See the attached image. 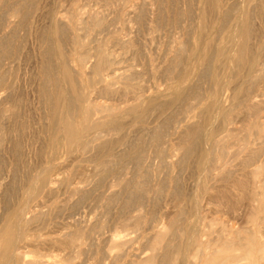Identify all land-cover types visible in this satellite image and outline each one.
Returning <instances> with one entry per match:
<instances>
[{"label": "rangeland", "instance_id": "obj_1", "mask_svg": "<svg viewBox=\"0 0 264 264\" xmlns=\"http://www.w3.org/2000/svg\"><path fill=\"white\" fill-rule=\"evenodd\" d=\"M17 2L0 0V39L9 38L0 69V264H264V0H19L20 13ZM108 51L117 74L133 76L105 87L89 73L93 55ZM49 80L83 93L69 114L73 135L52 127L68 112L43 100ZM188 88L200 99L183 97ZM170 99L172 111L163 107ZM87 103L109 110L85 117ZM108 120L116 125L92 141V124ZM124 194L142 202L125 208Z\"/></svg>", "mask_w": 264, "mask_h": 264}, {"label": "bare ground", "instance_id": "obj_2", "mask_svg": "<svg viewBox=\"0 0 264 264\" xmlns=\"http://www.w3.org/2000/svg\"><path fill=\"white\" fill-rule=\"evenodd\" d=\"M22 1V0H21ZM248 1H250V0H248ZM27 2V1H26ZM31 3V2H30ZM3 4H5V3H3ZM3 4H2V6H3ZM12 4V3H11ZM24 5V4H23ZM23 5H22V3H20L19 2V0H18V2L17 3H14L11 7H15V12H17V11H19V13H20V11L22 10V7H23ZM216 6V5H215ZM8 7V6H7ZM8 8H10V7H8ZM248 9V8H247ZM4 12V11H3ZM91 12V11H90ZM199 12V11H198ZM202 12V11H201ZM200 12V13H201ZM248 12V11H247ZM99 13V12H98ZM6 14V13H5ZM4 14V15H5ZM15 14V13H14ZM13 13H12V15H14ZM91 14V13H90ZM24 15V14H23ZM200 15V14H199ZM204 15V14H203ZM212 15V14H211ZM202 16V15H201ZM11 17V16H10ZM28 17V16H27ZM95 17V16H94ZM93 17V18H94ZM246 17H248L247 15H246ZM1 18V17H0ZM23 18V17H22ZM25 18V17H24ZM115 19H117V18H115ZM224 19V18H223ZM52 20V19H51ZM93 20V19H92ZM202 20V18L199 20V21H201ZM205 20V19H204ZM25 21V20H24ZM191 21V20H190ZM240 21V20H239ZM248 21V20H247ZM252 21V20H251ZM213 22V21H212ZM223 22V21H222ZM225 22V21H224ZM19 23H21V22H19ZM18 23V24H19ZM200 23H202V22H200ZM239 23V22H238ZM22 24V23H21ZM27 24V23H26ZM62 24V23H61ZM205 24V22L203 21V25ZM223 24V23H222ZM202 25V24H201ZM202 25V26H203ZM225 25V24H224ZM18 26V25H17ZM92 26V25H91ZM202 26H200V27H202ZM61 27V26H60ZM59 27V25H58V27H56V30L58 29V33L57 34H61V31H62V28H60ZM26 28V27H25ZM48 28H50V27H48ZM13 29V28H12ZM12 29H11V32H12ZM10 31V30H9ZM18 31H19V29H18ZM86 31V30H85ZM188 31V30H187ZM234 31V30H233ZM255 31V30H254ZM235 32V31H234ZM42 33V32H41ZM10 34V33H9ZM12 34V33H11ZM10 34V35H11ZM43 34V33H42ZM63 34V33H62ZM41 35V34H40ZM245 35H246V38L247 39H249L250 38V36H251V33H250V29L247 27L246 28V31H245ZM17 36V35H16ZM39 36V35H38ZM43 35H41V37H42ZM63 36V35H62ZM41 37H40V39H39V41H41ZM44 37V36H43ZM43 37H42V41H43ZM58 37H59V35H58ZM57 37V38H58ZM38 38V37H37ZM45 39V38H44ZM68 39V38H67ZM9 40V38L8 37H4L3 36V38H1L0 39V69H1V63L3 62L2 61V59H4V52L6 53L7 51H6V49H7V41ZM252 40V39H251ZM54 41V40H53ZM84 41V40H83ZM22 42V41H21ZM18 43V42H17ZM19 46V45H18ZM42 46V45H41ZM180 48V47H179ZM178 48V49H179ZM18 49V48H17ZM47 49V48H46ZM264 49V48H263ZM182 50V49H181ZM45 51V55H46V57H47V59L48 58H50V56H51V54H52V52L50 51V50H44ZM179 51V50H178ZM183 51V50H182ZM62 52V51H61ZM8 53V52H7ZM16 53V52H15ZM110 53H112V52H110V51H108V52H100L99 54H97L98 56H96V57H94V55H93V58H96V60H95V62H93V64L91 65V67H90V73L89 74H91V77H93V76H96L97 77V80H98V82H100V83H104V86L105 87H109V86H111V85H113V84H115V82L116 81H118V80H125V79H129L130 78V76H133V73L129 70V71H127L128 72V75H126V74H121V75H119V74H117V71L119 70L117 67H116V65H117V63L115 62V60L112 58V56L110 55ZM234 53V52H233ZM43 54V55H44ZM223 53H221V55H222ZM12 55V54H11ZM237 55V54H236ZM238 56V55H237ZM10 57V56H9ZM92 57V56H91ZM204 57H205V54H204ZM236 57V56H235ZM234 57V58H235ZM239 57V56H238ZM237 58V57H236ZM206 59V58H205ZM49 60V59H48ZM80 60V62H79V65L82 67L83 65H84V63H86V60H85V58H83V59H79ZM206 60H208V59H206ZM5 62V61H4ZM236 63H235V65L237 64V63H240L241 62V60H237L236 59V61H235ZM11 63V62H10ZM233 63H234V61H233ZM205 64H207V63H205ZM203 65V64H202ZM53 66V65H52ZM68 66V65H67ZM238 66V65H237ZM239 66H240V64H239ZM66 65L64 66V71H63V73L65 72L66 73V76L68 75V71L66 70ZM69 67V66H68ZM8 68V67H7ZM50 69H51V67H49ZM206 67L204 66V70L202 71V72H200V79H203L204 77H205V75H206V72L208 73V71L205 69ZM49 69V70H50ZM46 70H47V68H46ZM231 70V69H230ZM45 73V72H44ZM47 73V72H46ZM62 73V74H63ZM65 73H64V75H65ZM209 74V73H208ZM63 75V76H64ZM137 75V74H136ZM5 77V76H4ZM50 77V76H49ZM65 79H66V77H64ZM69 78H70V75H69ZM199 78V77H198ZM68 79V78H67ZM66 79V80H67ZM205 79V78H204ZM203 79V80H204ZM3 80V79H2ZM1 80V78H0V81H2ZM96 80V81H97ZM106 80H110V82H106ZM69 81V80H68ZM67 81V82H68ZM73 81V80H72ZM66 82V83H67ZM16 83V82H15ZM71 83V85H72V87L73 88H77V83H75V81H73V82H70ZM49 84L52 86V88L53 89H51V88H48V86H49ZM255 85V84H254ZM50 86V87H51ZM69 83H68V88H69ZM103 86V87H104ZM71 87V86H70ZM216 88V87H215ZM51 89V90H50ZM69 90H70V88H69ZM216 90V89H215ZM218 91V90H217ZM232 91V90H231ZM240 91V90H239ZM214 92V91H213ZM212 92V93H213ZM15 93V92H14ZM39 93H41V95H42V97H43V100H47V101H45L46 103H48V104H50L51 106L49 107V105H47L49 108H53V110H55V111H57V108L59 107V106H65V109H66V111L68 112V114L63 118V117H61V119H60V117H57V119L59 120V123L56 121V124L54 123L53 124V129H54V126L55 125H59L58 127H61V129L65 132V134L66 135H73V131H72V129H73V126H72V122H71V111L74 109V107L75 106H77L79 103L80 104H83V103H85V98L83 97V93L81 92V93H77V94H75V95H71L70 93H69V91L65 88V89H63V88H60L57 84H56V81H54V80H49V81H44V82H42L41 83V85H40V91H39ZM74 93V92H73ZM221 93H222V91H221ZM235 93H237V92H234V90H233V94H232V96H230V98L233 100H235V98H237L236 96H235ZM181 94V93H180ZM214 94H215V96H214V98L217 96L216 94H217V92H214ZM214 94H212V95H214ZM242 94V95H241ZM241 97H240V99L241 98H243L245 95H244V93L243 92H241ZM10 95V94H9ZM238 95V94H237ZM1 96V95H0ZM176 96H177V94H176ZM176 96H175V98H176ZM182 96L183 97H187V98H194V99H200L199 98V96H200V94H199V90L198 89H195V88H188L187 90H186V93L185 94H182ZM219 96V95H218ZM243 96V97H242ZM8 97V96H7ZM41 97V96H40ZM174 97V96H173ZM222 97H223V95H222ZM5 98V97H4ZM45 98V99H44ZM181 98V97H180ZM212 98V97H211ZM3 99V98H2ZM11 99V98H10ZM210 99V98H209ZM224 99V97L223 98H221V100H223ZM4 100V99H3ZM43 100H41L42 101V104L44 103L43 102ZM89 100V99H88ZM171 100V101H170ZM169 100V102L168 103H165V102H163V103H165L164 105H163V107H170L171 106V104H174V100L173 99H170ZM178 100V99H177ZM177 100H176V102H177ZM191 100V99H190ZM208 100V99H207ZM218 100V99H217ZM221 100H220V102H221ZM6 101V100H5ZM192 101H195V100H192ZM209 101V100H208ZM212 101V100H211ZM215 101V100H214ZM0 102H3V101H0ZM175 102V103H176ZM185 102V101H184ZM207 102V101H206ZM222 102H224V101H222ZM46 103H44V104H46ZM140 103V102H139ZM151 101H150V103L148 102V105L150 104L151 105ZM181 103V102H180ZM197 103V102H196ZM215 103V102H214ZM4 104V103H3ZM155 104V103H154ZM158 104H162V103H158ZM157 104V105H158ZM183 104V103H182ZM181 104V105H182ZM206 104V103H205ZM204 104V105H205ZM220 103H219V101H218V105H219ZM149 105V106H150ZM156 105V104H155ZM155 105L153 106V105H151V106H153V107H155ZM175 105H179L178 103L177 104H175ZM18 106V105H17ZM177 106H176V108H177ZM183 106V105H182ZM181 106V107H182ZM215 106H216V104H215ZM162 107V106H161ZM17 108V107H16ZM116 108V107H115ZM136 107H135V105L134 106H131L130 108H128L129 110L131 109V111H132V109H135ZM158 108V107H157ZM160 108V107H159ZM166 108V109H167ZM214 108V107H213ZM213 108L211 107V109L213 110ZM46 109H47V107H46ZM161 109V108H160ZM162 109H165V108H162ZM172 109V106L168 109V110H171ZM179 109V108H178ZM181 109V108H180ZM48 110V109H47ZM50 110V109H49ZM52 110V111H53ZM107 110H109L108 108H105V107H102V108H99V107H95L93 104H90V103H87V105L86 106H84V107H82V113H83V115L85 116V117H89L90 115H92V114H94V113H97V114H101V113H103V112H105V111H107ZM211 110V111H212ZM219 110V109H218ZM40 111H41V109H40ZM160 111V110H159ZM166 111V110H165ZM172 111V110H171ZM175 111V110H174ZM204 111V110H203ZM208 111H210V110H208ZM207 111V112H208ZM133 112V111H132ZM162 112V111H161ZM177 112V111H176ZM180 112V111H179ZM216 112V111H215ZM21 113V112H20ZM50 113V112H49ZM52 113V112H51ZM204 113V112H203ZM210 113V112H209ZM70 114V115H69ZM54 115V114H53ZM63 115V114H62ZM202 115V114H201ZM59 116V115H58ZM186 116V115H185ZM194 116V115H193ZM198 116V115H197ZM200 116V115H199ZM198 116V117H199ZM211 116V115H210ZM5 117H7V116H5ZM52 118L54 117V116H51ZM51 117H49V118H51ZM193 118V117H192ZM197 118V117H196ZM205 118V117H204ZM209 118V117H208ZM211 118V117H210ZM198 119V118H197ZM203 119V118H202ZM206 119V118H205ZM21 120V119H20ZM54 120V119H53ZM53 120H52V122H53ZM56 120V119H55ZM210 120V119H209ZM112 122H113V120H111ZM198 121H199V119H198ZM208 121V120H207ZM51 122V123H52ZM112 122H109V120L108 121H102V122H95V123H93L92 124V126H91V129L95 132V136L91 139L92 141H96V140H99V138H101V135H102V133L104 132V135L106 134L105 132H107L108 131V129H106L108 126H109V124H112ZM203 122H204V120H203ZM114 123V122H113ZM18 124V123H17ZM170 124V123H169ZM177 124V123H176ZM197 124V123H196ZM201 124V123H200ZM4 125V124H3ZM113 125H116V122L113 124ZM35 126V125H34ZM58 127H57V129H58ZM115 128V127H114ZM200 129V128H199ZM18 130V129H17ZM55 130V129H54ZM58 131H60V130H58ZM62 131V132H63ZM92 131V132H93ZM152 131V130H151ZM18 132V131H17ZM56 132V131H55ZM63 132V133H64ZM162 131L160 130V129H158V130H156L153 134H152V136H151V143L153 144L152 146H155L154 148L156 149V147L158 148L159 147V144H160V142H161V139H162V133H161ZM198 133H200V132H198ZM164 134V133H163ZM253 134V133H252ZM125 135V134H124ZM174 135V134H173ZM201 135V134H200ZM199 135V136H200ZM141 136V135H140ZM254 136V135H253ZM145 137V136H144ZM197 137V136H196ZM197 138H199V137H197ZM196 138V139H197ZM101 142H103V141H101ZM111 142V141H110ZM123 142V141H122ZM133 142V141H132ZM136 142V141H135ZM109 143V142H108ZM140 143H142V141L140 142ZM139 143V144H140ZM99 144V143H98ZM127 144V143H126ZM136 144V143H135ZM138 144V143H137ZM132 145H134V144H131V146ZM141 145V144H140ZM5 146V145H4ZM107 146H109V144L107 145ZM118 146V145H117ZM130 146V147H131ZM139 145H137V146H134V147H138ZM38 147V146H37ZM139 147H141V146H139ZM193 147V146H192ZM5 148V147H4ZM102 148V146L100 147V149ZM129 148V147H128ZM127 148V149H128ZM132 148V147H131ZM189 149H190V147H188ZM193 148H195V147H193ZM192 148V149H193ZM12 149V148H11ZM97 149V148H96ZM106 149V148H105ZM130 149V148H129ZM134 149V148H133ZM154 149V150H155ZM108 150V149H107ZM135 150H136V148H135ZM142 151V150H141ZM140 151V152H141ZM188 151V150H187ZM193 150H191V152H192ZM102 152V151H101ZM125 152V151H124ZM139 152V151H138ZM138 152H137V155L134 157V158H132L134 161H135V163H137V162H139L140 161V159L143 157V155H142V157H141V153L140 154H138ZM197 152V151H196ZM122 153V152H121ZM121 153H120V155H121ZM125 153H128V151L127 152H125ZM129 153H130V151H129ZM135 154H136V152H134ZM134 153L132 152L131 154H133V156H134ZM182 153V152H181ZM187 153V152H186ZM186 153H183V155H181V159H179L180 161V163L179 164H181V162L183 163V165L182 166H184V165H187V164H185V162H183L184 160H185V154ZM190 153V152H189ZM199 153V152H198ZM12 154V153H11ZM130 154V155H131ZM165 154V153H164ZM193 154H194V151H193ZM192 154V155H193ZM114 155V154H113ZM118 155V154H117ZM209 155V154H208ZM122 156V155H121ZM158 156H160L161 157V153H159L158 154ZM200 156V155H199ZM126 157H128V155L126 156ZM132 157V156H131ZM188 157V156H187ZM191 157V156H190ZM256 157V155H255V153H253L252 155H249V158L245 161V163H247V164H249L250 163V161H252L253 159H256L255 158ZM68 158V157H67ZM113 158V157H112ZM120 158H122V157H119L118 158V164L120 163L119 162V160H121ZM124 158V157H123ZM194 158V157H193ZM4 159V158H3ZM131 159V158H130ZM129 159V160H130ZM187 159V158H186ZM122 160H124V159H122ZM126 160V159H125ZM143 160H145V159H143ZM194 160V159H193ZM66 161V160H65ZM113 161V160H112ZM116 161V160H115ZM126 161H128V160H126ZM106 162V161H105ZM110 162V161H109ZM125 162V161H124ZM130 161H128L127 163H129ZM144 162V161H143ZM142 162V163H143ZM188 162V161H187ZM126 162H125V164H127ZM131 163H133L132 162V160H131ZM134 163V164H135ZM142 163L141 164H138L137 165V168H139L140 167V165L142 166ZM165 163V162H164ZM253 163V162H252ZM105 164V163H104ZM113 164V165H112ZM114 164H116L115 162L114 163H112L111 162V164H109V165H112V167L113 166H115ZM118 164H116L117 166L116 167H118ZM122 164H124V163H122ZM122 164H120L119 165V167H122ZM124 164V165H125ZM130 164V163H129ZM133 164V167L136 165H134ZM166 164V163H165ZM168 164V163H167ZM178 164V165H179ZM108 165V164H107ZM98 166H99V164H98ZM106 165H104V167H105ZM139 166V167H138ZM181 166V167H182ZM195 166H196V164H195ZM124 167V166H123ZM145 167V166H144ZM49 168V167H48ZM100 168V167H99ZM108 168V167H107ZM135 168H136V166H135ZM105 170H106V168H104ZM110 169V168H109ZM119 169V168H118ZM140 169V168H139ZM182 169H184V168H182ZM99 170V169H98ZM101 171H102V168L100 169ZM101 171H98V172H101ZM120 171V170H119ZM131 172V171H130ZM100 174V173H99ZM102 174H103V172H102ZM104 174H106V173H104ZM108 174V173H107ZM148 174V173H147ZM34 177H35V175H33ZM41 175H39V177H40ZM87 176V175H86ZM101 177V176H100ZM102 178V177H101ZM104 178V177H103ZM134 178V177H133ZM35 179H36V177H35ZM4 181V180H3ZM38 181V180H37ZM36 183V182H35ZM47 183V181L45 182V186L47 185L48 186V184H46ZM50 183V182H49ZM42 184V183H41ZM129 185V184H128ZM35 186V189H37L36 188V184L35 185H33V187ZM43 187H44V184H43ZM32 189H34V188H32ZM34 189V190H35ZM41 189H42V186H41ZM41 191V190H40ZM39 191V192H40ZM30 192V191H29ZM32 192V191H31ZM125 192V191H124ZM148 192V191H147ZM28 193V192H27ZM119 193V192H118ZM179 193V192H178ZM117 194V193H116ZM114 194L113 196H111V200L113 199V198H115V197H118V196H120V194ZM126 195H127V193H125ZM124 194V195H125ZM123 195V194H122ZM125 195V200H124V204H123V207L125 206V208L126 207H129L130 205H132V204H134V203H140V202H142V196H140V195H135V194H130V195H128V196H126ZM80 197V196H79ZM6 199V198H5ZM117 199V198H116ZM115 200V199H114ZM121 200V199H120ZM24 201V200H23ZM122 204V203H121ZM21 206V205H20ZM19 206V207H20ZM26 206V205H25ZM122 207V206H121ZM18 210H21V207H20V209H18ZM22 211H24L25 212V209L24 210H22ZM29 211V210H28ZM23 212V213H24ZM18 213V212H17ZM26 213V212H25ZM29 214H30V212H28ZM19 214V213H18ZM26 215V214H25ZM28 215V214H27ZM16 217H19L20 215H18L17 216V214L15 215ZM29 217V216H28ZM23 218H25V217H23ZM32 218V217H31ZM36 218V217H35ZM21 220H22V218H21ZM24 220V219H23ZM31 220V219H30ZM179 220V219H178ZM177 221V220H176ZM176 223V222H175ZM174 223V224H175ZM178 223V222H177ZM18 224V223H17ZM171 225H172V223H171ZM171 225H168V227L170 226L171 227ZM176 225V224H175ZM50 226V225H49ZM177 226V225H176ZM175 226V227H176ZM52 227V226H51ZM174 227V226H173ZM174 227V230L176 229ZM158 228V227H157ZM169 229V228H168ZM172 229V228H171ZM173 229H172V231H174ZM17 232V231H16ZM195 232V231H194ZM1 233V232H0ZM18 233V232H17ZM197 233V232H196ZM19 234V233H18ZM17 234V235H18ZM19 236V235H18ZM119 237V236H118ZM14 238V237H13ZM22 240V239H21ZM189 241H190V236H189ZM16 242H18V237H17V239H12V240H10V242H9V244H8V246L10 247V248H12L13 246H15V244H16ZM187 246V245H186ZM14 250V249H13ZM14 251H16V250H14ZM186 251V250H185ZM200 251V250H199ZM263 251V250H262ZM215 252V251H214ZM14 253V255H15V252H13ZM12 254V253H11ZM167 255V254H166ZM13 256V255H12ZM165 256V255H164ZM163 257V256H162ZM166 258H168V256H165ZM8 258V257H7ZM10 259H11V256L9 257ZM15 258V257H14ZM14 258H12V260L14 259ZM164 258V257H163ZM9 260V259H8ZM11 260V261H12ZM163 260V259H162ZM164 260H165V258H164ZM166 261V260H165ZM3 262H6V260H4ZM10 262V261H9ZM160 262H163V261H160ZM10 263H12V262H10ZM163 263H166V262H163ZM211 263L213 264H217L218 263V259L216 260V259H212L211 260ZM7 264V263H6ZM161 264V263H160Z\"/></svg>", "mask_w": 264, "mask_h": 264}]
</instances>
